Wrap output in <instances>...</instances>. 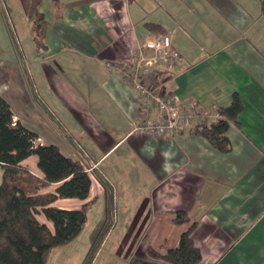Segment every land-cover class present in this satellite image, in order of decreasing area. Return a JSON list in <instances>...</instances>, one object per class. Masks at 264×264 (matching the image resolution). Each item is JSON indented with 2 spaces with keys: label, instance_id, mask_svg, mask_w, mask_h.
<instances>
[{
  "label": "crops",
  "instance_id": "0c3cea01",
  "mask_svg": "<svg viewBox=\"0 0 264 264\" xmlns=\"http://www.w3.org/2000/svg\"><path fill=\"white\" fill-rule=\"evenodd\" d=\"M40 8L48 23L42 50L20 48L0 15V93L37 142L58 145L91 176L87 199L53 204L77 209L90 201L87 220L104 214L123 264L149 245L178 246L193 224L203 254L198 264H264L261 0H60L58 7L42 0ZM23 20L31 26L27 14ZM149 23L169 34L181 55L171 68L154 66L163 95L193 98L208 110L239 95L243 107L230 121L227 151L195 132L194 123L172 136L133 131L141 109L129 72L138 47L160 33ZM22 164L43 175L36 154ZM179 209L189 221H174ZM36 216L54 230L42 212Z\"/></svg>",
  "mask_w": 264,
  "mask_h": 264
},
{
  "label": "trees",
  "instance_id": "16d2710c",
  "mask_svg": "<svg viewBox=\"0 0 264 264\" xmlns=\"http://www.w3.org/2000/svg\"><path fill=\"white\" fill-rule=\"evenodd\" d=\"M55 7L60 0H52ZM42 0H30L27 17L38 50L46 47L47 20L41 11ZM264 16V0H261ZM164 33L156 24H148ZM243 103L235 93L229 105L219 108L221 117L212 123L201 121L194 131L207 137L219 150L227 151L230 142L226 135L230 121L242 110ZM10 102L0 93V165L3 180L0 184V264H47L53 249L66 245L81 235L87 220L90 201L80 208L65 209L53 204L58 198L87 199L91 176L83 164L67 155L56 144L37 142V134L14 119ZM38 156L42 176H36L22 164L28 156ZM58 183L54 192L41 189ZM43 213L52 221L54 230L41 222L36 214ZM174 221H189L187 211H175ZM194 224L182 232L179 245L159 248L147 246L142 255H136L128 264H198L202 250L193 238Z\"/></svg>",
  "mask_w": 264,
  "mask_h": 264
},
{
  "label": "built area",
  "instance_id": "2783aa9c",
  "mask_svg": "<svg viewBox=\"0 0 264 264\" xmlns=\"http://www.w3.org/2000/svg\"><path fill=\"white\" fill-rule=\"evenodd\" d=\"M180 58L171 36L166 33L151 34L138 47L135 66L129 72L140 97L141 120L133 127L136 133L172 136L192 123H212L221 117L219 109H204L193 98L185 100L175 94L165 96L161 93L154 66L162 62L171 68Z\"/></svg>",
  "mask_w": 264,
  "mask_h": 264
},
{
  "label": "rangeland",
  "instance_id": "374dc122",
  "mask_svg": "<svg viewBox=\"0 0 264 264\" xmlns=\"http://www.w3.org/2000/svg\"><path fill=\"white\" fill-rule=\"evenodd\" d=\"M29 3L30 0H0L2 4L0 15L4 18L1 26L5 31L14 33L18 46L21 48L23 45L26 50L31 45L37 49L35 42L33 44L29 38V32L33 36L31 26L27 27V22L23 20L26 17ZM22 31L25 32L24 35H21ZM27 54L29 56V51ZM158 75L156 71L155 76ZM103 217V213L89 214L83 233L76 240L54 249L50 254L48 264H123L122 260L114 256L115 247L118 246L112 242L111 235L115 231H111L108 225L101 222Z\"/></svg>",
  "mask_w": 264,
  "mask_h": 264
}]
</instances>
